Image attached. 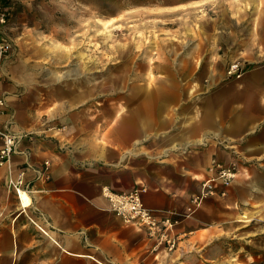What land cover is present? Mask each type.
Segmentation results:
<instances>
[{"label": "rangeland", "instance_id": "1", "mask_svg": "<svg viewBox=\"0 0 264 264\" xmlns=\"http://www.w3.org/2000/svg\"><path fill=\"white\" fill-rule=\"evenodd\" d=\"M0 7L8 8L0 34L10 43L0 90L9 100L16 101L21 93L28 97L44 134L64 140L76 132L90 133L96 146H118L128 136L121 131L113 138L119 114L148 100L161 123L147 138L138 136L123 148L127 163H163L169 158L167 150H223L222 157H210L207 176L218 177L226 168L234 175L227 184L215 179L217 193L203 201L226 196L228 190L229 196L246 200L236 204L232 220L215 227L212 254L204 253L209 243L197 247L192 239L190 245H181L187 257L175 253L158 262L264 264V78L258 86L261 106L254 109L247 107L244 95L229 89L237 82L245 84L251 72H264V0H0ZM235 63L239 77L229 74ZM12 85L17 90L4 88ZM156 86L178 92L163 96L153 91ZM131 90H137L136 100L129 98ZM161 97L178 105L161 108ZM207 101L212 104L210 116ZM43 115H53L56 123L42 121ZM204 119L210 128L193 136V126ZM178 134L188 139L183 142ZM10 193L15 194L9 180L0 188V244L11 249L9 230L16 235L39 230L27 216L14 220L19 200ZM187 213L184 218L193 214ZM18 241L22 243L19 236ZM32 244L30 236L23 243L27 251H19L15 261L11 251H0V264L4 256H9L5 264H39ZM42 264L49 262L44 258Z\"/></svg>", "mask_w": 264, "mask_h": 264}, {"label": "crops", "instance_id": "2", "mask_svg": "<svg viewBox=\"0 0 264 264\" xmlns=\"http://www.w3.org/2000/svg\"><path fill=\"white\" fill-rule=\"evenodd\" d=\"M260 77L264 78V72H251L245 77V84L237 82L229 88L234 89L239 97L244 95L245 104L250 109L261 106L258 89ZM4 88L17 90L14 85ZM155 88L153 91L162 92L163 96L164 93L178 92V88L170 86ZM140 91L145 94L142 88ZM137 93V90H131L129 98L136 100ZM161 99V108L178 105V102L172 103V98ZM152 103L146 100L141 108L136 106L132 112L119 114L113 138H117L121 131H127V140L118 142V146L105 148L96 146L93 139L90 140L93 136L90 133L76 132L66 135L64 140L44 134L45 129L40 126L42 122L37 117L35 107L30 105L29 98L21 93L15 101L9 100L6 95L7 114L3 116V124L8 125L11 131H33L36 135L30 140H20L11 163L0 167V188L4 190L8 181L22 169L30 189V204L21 206L19 202V211L14 220L22 215L27 216L39 232L29 234L19 231L16 235L11 229V249L9 245L1 243L0 251L7 254L11 251V259L15 261L19 251H27L23 243L32 236L33 258L35 262L38 255L39 264L44 258L49 264H161L158 258L163 260L175 253L187 257L181 245H190L192 239H195L197 247L209 243L204 253L212 254L216 250V243H210L215 242L217 237L215 227L222 228L232 220L236 204L240 206L246 198L238 200L229 196L228 190L226 196L208 197L192 215L183 217L191 197L200 190L202 179L210 178L207 176L209 160L212 154L221 156L223 150L219 148L208 147L188 151L187 154L167 150L165 153L169 158L163 163H149L142 159H130L127 163L123 148L134 144L138 136L147 138L153 128L161 123L158 121L159 113L151 107ZM204 105L206 110H210L207 113L210 116L211 102L207 101ZM136 110L139 112L136 113ZM53 118V115H43L42 121L50 119L51 123H56L52 121ZM206 119L195 123L193 136L210 128ZM176 137L183 142L188 139L180 134ZM103 185L118 192L142 187V200L146 207L159 212H174L173 218L179 219L173 231L177 240L174 251L171 254L161 250L154 252L153 243L142 228L125 224L114 216L101 193ZM14 196L17 197L10 193V197ZM18 236L22 243H19ZM8 259L9 256H4L2 263L5 264Z\"/></svg>", "mask_w": 264, "mask_h": 264}, {"label": "built area", "instance_id": "3", "mask_svg": "<svg viewBox=\"0 0 264 264\" xmlns=\"http://www.w3.org/2000/svg\"><path fill=\"white\" fill-rule=\"evenodd\" d=\"M7 9V7H0V23L2 24L8 16ZM9 47V41L0 34V80L3 77L2 61ZM229 74L240 76V67L238 63L230 66ZM6 114V95L0 90V167L8 166L11 163L14 154L17 152V145L20 140L23 138L30 140L36 135L33 131H11L8 125L3 124V116ZM46 165L47 162H45V167ZM233 175L234 173L231 171V168H226L220 170L218 177L208 178L203 181L199 193L191 198V205L187 208V214L193 213L205 197L217 193L215 179H219L223 184H227ZM10 185L20 203L22 193L29 196L30 189L24 180L22 169H19L16 177L10 179ZM143 191L144 188L142 187H136L129 191L122 192L115 191L108 185H103L101 187V193L103 197L107 199L110 211L113 215L118 217L125 224L142 228L147 238L153 242V250L163 248L167 251H171L175 249L177 240L173 231L178 220L173 218L174 212H159L155 209L146 207L142 200Z\"/></svg>", "mask_w": 264, "mask_h": 264}, {"label": "bare ground", "instance_id": "4", "mask_svg": "<svg viewBox=\"0 0 264 264\" xmlns=\"http://www.w3.org/2000/svg\"><path fill=\"white\" fill-rule=\"evenodd\" d=\"M21 206H28L30 204V199L27 194L22 193L21 194Z\"/></svg>", "mask_w": 264, "mask_h": 264}]
</instances>
